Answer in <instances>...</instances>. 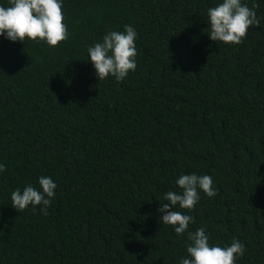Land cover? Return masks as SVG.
<instances>
[{
    "label": "trees",
    "instance_id": "16d2710c",
    "mask_svg": "<svg viewBox=\"0 0 264 264\" xmlns=\"http://www.w3.org/2000/svg\"><path fill=\"white\" fill-rule=\"evenodd\" d=\"M222 2L62 0L67 41L0 36V264H180L188 233L158 209L182 174L218 192L173 209L188 231L264 264V0H242L260 24L238 45L208 35ZM125 25L137 68L100 81L88 47ZM42 176L57 184L49 214L15 210L11 193Z\"/></svg>",
    "mask_w": 264,
    "mask_h": 264
},
{
    "label": "clouds",
    "instance_id": "9594fccd",
    "mask_svg": "<svg viewBox=\"0 0 264 264\" xmlns=\"http://www.w3.org/2000/svg\"><path fill=\"white\" fill-rule=\"evenodd\" d=\"M8 7L0 6V36L15 42H25L31 39L36 42H46L51 47L58 46L69 38L68 27L65 24L62 0H9ZM253 3L249 8L242 0H223L215 7L208 9L210 24L208 35L210 39L225 44H240L246 38L251 26L260 24ZM138 33L129 25L124 31H108L102 42L88 47V54L96 70L98 79L104 80L110 75L118 82L123 81L130 72L137 68L136 39ZM6 171V166L0 164V172ZM210 175L182 174L177 180L180 191H168L158 212L163 213L161 221L172 225L175 232L188 233L187 253L190 258H182L180 264H236L237 258L245 254V245L234 239L230 246H211L204 228L195 232L188 231L189 225L195 223L194 217L173 210H193L200 200L202 190L208 197L218 195L213 187ZM41 190L28 185L23 191L16 189L11 193V205L18 212L26 210L29 205L41 206L43 215L49 214L52 199L55 197L57 184L51 177L39 178ZM35 210V207L33 208Z\"/></svg>",
    "mask_w": 264,
    "mask_h": 264
}]
</instances>
